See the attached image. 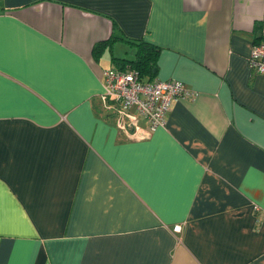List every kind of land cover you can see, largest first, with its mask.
<instances>
[{
	"label": "crops",
	"instance_id": "0c3cea01",
	"mask_svg": "<svg viewBox=\"0 0 264 264\" xmlns=\"http://www.w3.org/2000/svg\"><path fill=\"white\" fill-rule=\"evenodd\" d=\"M132 39L188 89L146 139L100 98ZM261 41L264 0H0V264H264Z\"/></svg>",
	"mask_w": 264,
	"mask_h": 264
},
{
	"label": "built area",
	"instance_id": "2783aa9c",
	"mask_svg": "<svg viewBox=\"0 0 264 264\" xmlns=\"http://www.w3.org/2000/svg\"><path fill=\"white\" fill-rule=\"evenodd\" d=\"M248 66L253 73L264 71V41L252 45ZM101 101L118 129L126 136L146 139L158 128L164 127L172 102L188 95L186 85L175 79L142 78L139 71L131 66L110 67L102 71ZM141 119L145 121L142 124ZM258 221L264 223V206L253 204ZM182 226L173 230L180 232Z\"/></svg>",
	"mask_w": 264,
	"mask_h": 264
},
{
	"label": "trees",
	"instance_id": "16d2710c",
	"mask_svg": "<svg viewBox=\"0 0 264 264\" xmlns=\"http://www.w3.org/2000/svg\"><path fill=\"white\" fill-rule=\"evenodd\" d=\"M130 42L136 47L133 57H112L114 68H125L124 66L128 64V66L136 68L142 78L153 80L158 72L157 60L160 47L143 39H132ZM99 44H95L92 50L95 51Z\"/></svg>",
	"mask_w": 264,
	"mask_h": 264
},
{
	"label": "rangeland",
	"instance_id": "374dc122",
	"mask_svg": "<svg viewBox=\"0 0 264 264\" xmlns=\"http://www.w3.org/2000/svg\"><path fill=\"white\" fill-rule=\"evenodd\" d=\"M133 48L134 46L131 45L130 43L120 41L114 44V46L112 47V52L114 56L132 58ZM109 56H110V53L107 51L101 57L100 63L105 67L110 66Z\"/></svg>",
	"mask_w": 264,
	"mask_h": 264
}]
</instances>
